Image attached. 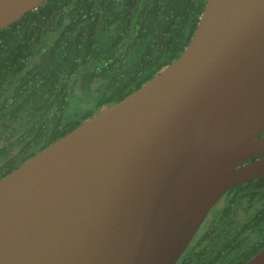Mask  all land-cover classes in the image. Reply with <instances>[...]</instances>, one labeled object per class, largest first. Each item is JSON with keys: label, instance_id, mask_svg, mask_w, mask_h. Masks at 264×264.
Listing matches in <instances>:
<instances>
[{"label": "water", "instance_id": "obj_1", "mask_svg": "<svg viewBox=\"0 0 264 264\" xmlns=\"http://www.w3.org/2000/svg\"><path fill=\"white\" fill-rule=\"evenodd\" d=\"M44 1L0 0V28ZM263 132L264 0H206L175 60L0 179V264H175L264 176Z\"/></svg>", "mask_w": 264, "mask_h": 264}, {"label": "trees", "instance_id": "obj_2", "mask_svg": "<svg viewBox=\"0 0 264 264\" xmlns=\"http://www.w3.org/2000/svg\"><path fill=\"white\" fill-rule=\"evenodd\" d=\"M205 3L46 0L0 28V179L175 60ZM77 92L93 106L67 117ZM262 247L264 176L228 189L175 264H243Z\"/></svg>", "mask_w": 264, "mask_h": 264}, {"label": "rangeland", "instance_id": "obj_3", "mask_svg": "<svg viewBox=\"0 0 264 264\" xmlns=\"http://www.w3.org/2000/svg\"><path fill=\"white\" fill-rule=\"evenodd\" d=\"M93 98L91 95H88L84 92L75 93L70 100V104L66 111V116H72L75 114H82L89 107L93 106Z\"/></svg>", "mask_w": 264, "mask_h": 264}, {"label": "flooded vegetation", "instance_id": "obj_4", "mask_svg": "<svg viewBox=\"0 0 264 264\" xmlns=\"http://www.w3.org/2000/svg\"><path fill=\"white\" fill-rule=\"evenodd\" d=\"M263 134H264V132H263Z\"/></svg>", "mask_w": 264, "mask_h": 264}]
</instances>
